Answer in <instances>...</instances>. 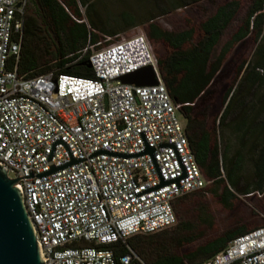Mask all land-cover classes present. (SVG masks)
<instances>
[{
	"label": "built area",
	"instance_id": "2783aa9c",
	"mask_svg": "<svg viewBox=\"0 0 264 264\" xmlns=\"http://www.w3.org/2000/svg\"><path fill=\"white\" fill-rule=\"evenodd\" d=\"M26 2L0 0V165L17 179L43 264H144L126 239L172 227L173 202L207 184L178 106L143 35L88 47L89 77L17 75ZM143 67L155 85L120 82ZM191 264H264V226Z\"/></svg>",
	"mask_w": 264,
	"mask_h": 264
},
{
	"label": "trees",
	"instance_id": "16d2710c",
	"mask_svg": "<svg viewBox=\"0 0 264 264\" xmlns=\"http://www.w3.org/2000/svg\"><path fill=\"white\" fill-rule=\"evenodd\" d=\"M160 1L144 0L151 5L143 16H135L134 22L129 8L115 19L89 15L96 0H27L15 67L17 75L24 77L48 72L89 77L88 47L95 50L113 42L100 39L98 34L113 36L136 25H143L149 46H163V55L152 53L157 71L171 102L178 106L190 152L206 186L220 184V189L216 194L215 189L205 186L176 199L172 227L130 236L126 244L144 264H191L211 258L235 236L264 226V222L249 228L234 225L190 251L169 252L171 246L178 248L189 242L184 236L191 231L189 219H198L204 211L202 194L210 192L227 206L234 193L248 195L264 187V0H247L241 15L238 2L224 1L193 27L179 31L162 29L153 20L200 0H163V5ZM256 41L250 58H241L247 44ZM228 61L233 63V76L216 86ZM226 119L227 128L236 133L238 146L230 156L225 146L218 149L212 127L214 121L225 126ZM245 147L252 167L251 181L239 187ZM110 248L116 262L124 248L119 243Z\"/></svg>",
	"mask_w": 264,
	"mask_h": 264
},
{
	"label": "rangeland",
	"instance_id": "374dc122",
	"mask_svg": "<svg viewBox=\"0 0 264 264\" xmlns=\"http://www.w3.org/2000/svg\"><path fill=\"white\" fill-rule=\"evenodd\" d=\"M159 1L160 0H158V2ZM224 1L229 0H200L194 6L177 9L165 16L155 18L153 22L162 29L168 31H179L187 27H193V25L202 20L208 13L212 12L216 6L224 3ZM233 1L238 2L239 7L241 8L239 15H241L247 0ZM160 2L162 3L163 0ZM164 3H162V5ZM150 5L151 2L150 4L149 2L144 4V0H96L95 6L89 11V15L91 14L92 16V13H96L103 18L115 19L121 11H125L129 8L130 14L133 17H137V15L143 16L142 12L149 8ZM78 9L83 13L82 7L78 6ZM155 12V10L152 11L153 14H155ZM136 17L134 18V22L137 21L135 20ZM132 35L144 36L143 25L126 28L123 31H118L115 35L108 37L98 34L100 39L107 38L109 41H117L121 38ZM256 43L257 41L249 42L244 49L241 58L249 59ZM150 48L156 57L163 55L164 49L161 44H152L150 45ZM261 74L263 75L264 72L262 71ZM232 76L233 63L228 61L225 64L222 74L219 76L218 85L216 86H221L222 84L229 82ZM226 121L227 119L224 121L225 126L223 127H219L217 122L214 121L212 127L214 129L218 149L221 150L222 147L225 146L228 151V156H230L233 151L238 149V146L236 142V133L231 131L230 128H227ZM241 154L242 162L239 171V187H242L245 183H249L252 174L250 156L247 147L242 150ZM206 188L215 189V193L218 194L220 184L216 185L214 188L207 185ZM234 194L235 198L232 199L227 206H222L218 201L217 196L210 192L202 194L204 211L199 215L200 217L197 216L200 221L196 218H190L189 225L191 231L184 236V238L189 239V242L181 244L178 248L171 246L169 252L182 254L190 251L205 241L215 237L223 230L234 225H244L248 228L254 225H261L264 222V187L261 191H254L248 195Z\"/></svg>",
	"mask_w": 264,
	"mask_h": 264
},
{
	"label": "water",
	"instance_id": "95a60500",
	"mask_svg": "<svg viewBox=\"0 0 264 264\" xmlns=\"http://www.w3.org/2000/svg\"><path fill=\"white\" fill-rule=\"evenodd\" d=\"M145 74L146 78L141 75ZM123 84L133 86L155 85L153 74L149 67H143L135 72L119 77ZM151 154V149H146ZM74 161H71L72 163ZM51 167L40 176L48 175L68 166ZM17 179H9L6 171L0 165V264H43L40 249L34 239V230L28 219L20 190L14 184ZM162 184V183H161Z\"/></svg>",
	"mask_w": 264,
	"mask_h": 264
}]
</instances>
